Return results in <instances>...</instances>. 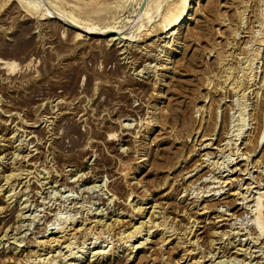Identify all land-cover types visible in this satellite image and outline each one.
<instances>
[{
  "label": "rangeland",
  "instance_id": "rangeland-1",
  "mask_svg": "<svg viewBox=\"0 0 264 264\" xmlns=\"http://www.w3.org/2000/svg\"><path fill=\"white\" fill-rule=\"evenodd\" d=\"M181 1L0 0V264H264V0Z\"/></svg>",
  "mask_w": 264,
  "mask_h": 264
},
{
  "label": "bare ground",
  "instance_id": "bare-ground-1",
  "mask_svg": "<svg viewBox=\"0 0 264 264\" xmlns=\"http://www.w3.org/2000/svg\"><path fill=\"white\" fill-rule=\"evenodd\" d=\"M194 1V0H193ZM196 2V1H195ZM186 0H182L181 2H180V6H178V8L172 13V14H170L169 16H168V18L166 19V21H165V23L163 24V26L161 27V32H167V31H171V30H173L174 31V29L175 28H179V26H180V24H181V22L185 19V16L187 15V13L185 12V10H186ZM188 12V11H187ZM148 13V12H147ZM151 13V12H150ZM57 14V13H56ZM53 15V14H52ZM59 16V15H58ZM139 17H140V15H139ZM52 18V17H51ZM62 18V17H61ZM138 18V17H137ZM188 19V18H187ZM137 21H139L138 19H137ZM80 28L82 29H84V31L86 32H88L89 34L90 33H92V34H97V35H100V36H103V37H107V36H109V35H106V33H107V29H101V30H99V31H97V30H93L91 27H89V26H86V25H80ZM80 28L79 27H77V28H75L76 30H78V31H80ZM116 29V28H115ZM114 29V31L116 32V30ZM110 30H113V29H111L110 28ZM118 30V29H117ZM81 32V31H80ZM118 32H120V34L122 33L121 32V30L119 31L118 30ZM176 32V31H175ZM173 33V32H172ZM75 36H78V37H85V35H83L82 33H79V32H75ZM115 34H117V32L115 33ZM131 35V34H130ZM129 36V35H128ZM110 37V36H109ZM126 37H127V35H126ZM108 40H113V41H115V40H118L119 42L121 41L120 39H119V37L118 36H111ZM0 63H4V62H2L1 60H0ZM1 65V64H0ZM1 67V66H0ZM207 146V145H206ZM15 175V174H14ZM17 175H19L18 173H17ZM16 175V176H17ZM219 190V189H218ZM258 203V202H257ZM257 206V205H256ZM138 211V210H137ZM140 211V210H139ZM141 212V211H140ZM97 219V218H96ZM102 220V219H101ZM110 224V223H109ZM88 225V224H87ZM99 225V224H98ZM81 226V225H80ZM77 227V226H76ZM103 227V226H102ZM109 227V226H108ZM90 228V227H89ZM254 228L257 230V231H260V232H262V229L260 228V224H259V222L257 221V224L255 223L254 224ZM56 229V228H55ZM81 229V227H78V228H76L75 229V231H78V230H80ZM88 229V228H87ZM73 232V231H72ZM82 232V231H81ZM61 233H63V232H61ZM57 238V237H56ZM64 238V237H63ZM51 239H54L53 237L51 238ZM50 239V240H51ZM58 239V238H57ZM60 239H62V238H60ZM49 240V241H50ZM168 240V239H167ZM52 241V240H51ZM55 241H56V239H55ZM58 241V240H57ZM51 244V243H50ZM53 244V243H52ZM89 263V262H88ZM87 263V264H88Z\"/></svg>",
  "mask_w": 264,
  "mask_h": 264
},
{
  "label": "water",
  "instance_id": "water-1",
  "mask_svg": "<svg viewBox=\"0 0 264 264\" xmlns=\"http://www.w3.org/2000/svg\"><path fill=\"white\" fill-rule=\"evenodd\" d=\"M53 19L61 24H63L64 26L68 27L69 29L75 30V28H77V26H75V24L71 21H68L64 18L59 17L58 15H53ZM80 31L84 34H87L83 29H80ZM109 33L115 34L116 32L114 30H109ZM93 35V34H90Z\"/></svg>",
  "mask_w": 264,
  "mask_h": 264
}]
</instances>
